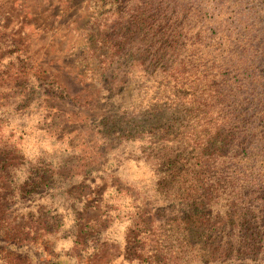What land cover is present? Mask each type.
<instances>
[{"label":"trees","instance_id":"16d2710c","mask_svg":"<svg viewBox=\"0 0 264 264\" xmlns=\"http://www.w3.org/2000/svg\"><path fill=\"white\" fill-rule=\"evenodd\" d=\"M103 7L105 59L95 70L109 94L94 134L109 165L142 166L132 186L158 218L151 232L132 196L112 186L108 201L120 204L113 211L126 228L111 241L107 226H92L101 264H264V0ZM2 25L0 264H45V252L47 264H70L58 248L80 244L64 243L77 225L56 180L72 150L45 124L48 102L69 99Z\"/></svg>","mask_w":264,"mask_h":264},{"label":"rangeland","instance_id":"374dc122","mask_svg":"<svg viewBox=\"0 0 264 264\" xmlns=\"http://www.w3.org/2000/svg\"><path fill=\"white\" fill-rule=\"evenodd\" d=\"M104 4L105 0H0L2 33L32 60L42 78L59 85L69 99V102H48L45 124L62 148L72 150L66 171L56 180L71 204L77 225L74 231L79 233L64 242L67 245L76 240L78 246L70 243L66 249L58 248L70 264L103 262L99 258L102 253L98 252L100 240L92 242L96 237L94 225L108 227L103 239L108 237L113 241L124 237L126 222L113 211L120 204L108 201L112 186L132 196V205L144 217L145 227L151 232L156 228L152 221L158 218L132 186L133 179L142 177V166L122 170L121 165H109V156L101 152L99 138L94 134L92 122L104 114L109 94L95 70L98 61L105 59L101 56L105 54L103 41L108 34V11ZM93 49L98 53L93 54ZM143 164L150 166L147 161ZM125 203L123 206L129 207ZM23 227L18 228L19 232L30 237L27 226ZM35 242L40 247L42 237H37ZM154 247L161 250L158 243ZM51 257L45 252L39 259L47 264ZM103 260L105 264H120L119 258Z\"/></svg>","mask_w":264,"mask_h":264}]
</instances>
